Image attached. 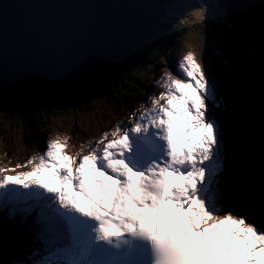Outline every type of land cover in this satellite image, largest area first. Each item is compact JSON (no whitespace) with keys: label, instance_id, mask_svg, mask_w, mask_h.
<instances>
[{"label":"snow or ice","instance_id":"6c2138e0","mask_svg":"<svg viewBox=\"0 0 264 264\" xmlns=\"http://www.w3.org/2000/svg\"><path fill=\"white\" fill-rule=\"evenodd\" d=\"M235 55L251 63L257 49L241 41ZM176 71L184 78L162 75L131 127L89 140L86 154L57 136L16 165L28 171L0 167V238L15 225L47 253L11 264H264V193L230 195L214 86L192 52Z\"/></svg>","mask_w":264,"mask_h":264},{"label":"rangeland","instance_id":"374dc122","mask_svg":"<svg viewBox=\"0 0 264 264\" xmlns=\"http://www.w3.org/2000/svg\"><path fill=\"white\" fill-rule=\"evenodd\" d=\"M220 2H223V0H175L172 4L167 5V7L165 6L167 10L164 16L163 13L161 14L165 21L162 22L158 18L159 14L157 15L159 22H161L159 30L161 33L166 32V36L169 37L171 41L173 39L174 44L172 46H167L166 41L164 44L163 41L159 43L163 46H167L166 50L161 52V55L162 57L165 55V58L167 57L170 63L172 61L175 62V67L177 68L178 63L176 62H179L187 52H192L196 62L200 65L201 69L205 71V74L209 77L214 86L216 94L215 105L217 106H226L225 104L228 103L230 94L234 104L237 96L233 92L226 93L227 88L220 84V81L213 76L215 69L211 67L212 65L219 62L222 63L226 60L230 63L232 60L233 63L230 65L232 66L233 73L239 70L237 72H241L240 79H243L245 73H249V69L251 68H254L257 73L255 71L253 72L259 75V79H254L253 86L250 89V91L253 90V96L251 95V102L248 101L249 105L242 100L241 107L238 110H233L235 115L231 116L235 117H232L235 124H229L228 120L221 118L226 142V170L224 180L230 189V195L234 198L243 199H247V195H249L255 198L252 200L253 202L258 203L262 193H264V145L261 143V135L264 134V64L260 62L261 59L259 56V50L262 44H264V41L260 40L258 44L252 43V41L255 40L251 38V33L246 41L240 40V42H246L257 49V55L251 63L240 62L235 55V49L240 42L237 40L234 41V37L229 35V32L227 33V29H223L218 23V19H221L225 26V10H223ZM252 2V6L255 7V1L252 0ZM256 7L258 6L256 5ZM120 11H122V9ZM122 12L126 13L127 20L134 15L136 19H139V13L136 11L130 13L124 8ZM225 19L228 24L227 17ZM177 23L182 26V29L176 30L178 33L172 28V25H177ZM241 25L244 26V22ZM155 28H157V23H155ZM168 32L173 33L169 35L167 34ZM256 33L261 35L260 29L256 30ZM211 34L217 36V40L212 43L213 45H211V42H208L210 38L209 35ZM156 36L157 34L152 36L154 40L159 37ZM213 37L214 36H211L212 40ZM149 38L148 40H150ZM143 42L144 40L142 43ZM144 43H146V41ZM207 43L209 44L207 45ZM206 50L208 54H212V58L209 57L208 54L207 59L204 58ZM125 52L128 53L130 50L126 49ZM134 56L131 58L134 59ZM157 59L158 58L155 57V61ZM123 61L125 60H123L122 57L117 61L114 59L109 60L108 63L106 62V64H104L105 73H108L111 66L121 64ZM94 67L95 65L91 67V70ZM153 67L154 72L149 73V70ZM208 67H211V69L208 70ZM176 68L172 65H168L165 59H162L157 61L156 64L154 63V65L146 67L141 73L138 72V69L129 71V73L122 71L125 73L114 80L111 86L101 90L100 95H97L96 91L92 93V89L89 92L83 93L85 96L87 95L86 97H88L89 100L83 101L82 103L79 100V104L81 106L88 104L87 106L90 107L89 110H77V113H74L71 111L73 108L70 107V99H67V97L54 100L56 104L53 105L54 107L52 108L55 110V116H57L56 118H51V124H54V126L48 123L46 127L43 126L38 130L39 134L37 137L31 138L28 136L25 140H23L21 134L16 131L13 122L14 118L10 116V112L15 111V107L12 103L0 97V157L1 159H5L4 164L0 162V167L7 168V164H11L9 158L12 159L14 165L16 163H18V165L23 164L29 157L26 158L24 162L21 161L19 157L27 156L29 152H31L32 156H37L36 153L38 151H42L44 154L47 149L48 141L55 139L57 136L62 140L65 136L68 137L66 152L69 155H75L80 150L81 145H84V152L82 154H86L88 149L94 146L88 144L89 140H93L94 138L99 140L103 133L110 132L117 125L121 127H131L135 117L139 116L144 108L150 106L149 101L151 98L163 91L162 85L158 83L162 75H168L173 79H183L184 77L176 71ZM226 69L228 70L227 67ZM91 70L89 75L95 79V75L100 72L97 68L96 73L91 72ZM233 73L230 72V75ZM79 74L80 76L77 80L73 78L69 81L71 82V88H79L80 82L89 81L87 79L89 75H85L84 72ZM218 74L220 75V72ZM234 76L236 78V75ZM133 77H140V81L145 85L143 86L144 90L139 92L137 98L138 102L136 103L130 96V94H132V87L130 84ZM99 80H96V83ZM91 81L93 82V80ZM221 82L227 85L226 74L221 77ZM239 83H241V81H239ZM65 85L66 84H64V86ZM59 88L60 91H64V88L60 85ZM147 89L149 90L146 92ZM52 91L56 92L57 89ZM223 91L226 93L225 97ZM242 92L243 90L240 89L241 96H243ZM218 94L221 96V99H219ZM236 94L240 96L238 93ZM80 97L73 99L78 100ZM256 98L259 99V109L257 107L258 103ZM36 100L45 105L42 99L37 98ZM119 102L125 105L126 111L128 112L127 114H121L123 109H117L116 105ZM249 107L253 109L257 108L256 118L253 117L251 108L249 109ZM79 109H82V107ZM216 110L218 109L215 108V111ZM218 112H221V110ZM219 115L220 117L222 116L221 113H219ZM245 128L251 130L250 136H245L243 134V129ZM36 142L38 145H34ZM5 152L9 156L8 159L5 157ZM13 158L19 159L16 161ZM15 168L18 172L25 171L26 169L29 170L27 167L17 168L15 166ZM9 169H11L10 166ZM7 174L15 175L16 173L9 171ZM3 258L4 256L2 257L4 262Z\"/></svg>","mask_w":264,"mask_h":264},{"label":"water","instance_id":"95a60500","mask_svg":"<svg viewBox=\"0 0 264 264\" xmlns=\"http://www.w3.org/2000/svg\"><path fill=\"white\" fill-rule=\"evenodd\" d=\"M136 1L138 0L131 3L125 0H0V97L9 103L17 104L33 97L69 99L71 95L89 92L95 86L96 80L105 74L106 62L120 57L130 59L140 53L141 50L136 49L155 34L160 27L158 18L164 12L165 6L175 0H143V7H136ZM235 1L220 2L225 10V26L221 19H218V23L223 29L226 28L234 39L239 42L246 41L250 36V19L244 11L245 4L241 0ZM132 4L135 6L132 7ZM124 8L130 13L138 12L139 19H135L136 24L132 23L130 30L124 32L125 34L117 33L118 43H109V34L103 25L106 22L113 25L120 19L125 22L127 18L126 13L122 12ZM226 17L229 25L225 21ZM150 20L154 24L157 23V28L155 26L150 28ZM132 21L127 20L130 24ZM138 21L141 25H138ZM243 22L244 26L241 25ZM143 24L146 27L142 26ZM137 35L139 37L133 39ZM211 36L216 38L213 37L212 40ZM209 37L208 42L213 43L217 40L214 34ZM126 49L130 52H125ZM208 56L213 57L211 53ZM231 63L232 60L230 63L226 60L211 67L215 69L213 76L227 88L226 93L233 92L237 96L233 104L230 94L227 109L217 111L222 116L228 113L230 123L235 124L232 120L234 116H231L235 115L233 110L241 107L242 100L249 105L248 101L251 102V95L253 96V90L250 89L254 79H259V75L254 68L246 73V90L241 99L239 88L241 86L242 89V83H239L242 80L241 73L236 71L233 73ZM93 65L95 67L91 70ZM96 68L100 73L95 75L94 79L89 74L90 70L96 73ZM81 72L89 75L87 76L89 81L80 82L79 88H71L69 81L73 78L77 80ZM230 72L233 74L230 75ZM225 74L227 85L221 82V77ZM59 85L64 91H60ZM55 89L57 91L53 92ZM256 100L259 109V99ZM251 111L256 118L257 108H251ZM247 199L252 201L255 198L247 195Z\"/></svg>","mask_w":264,"mask_h":264},{"label":"trees","instance_id":"16d2710c","mask_svg":"<svg viewBox=\"0 0 264 264\" xmlns=\"http://www.w3.org/2000/svg\"><path fill=\"white\" fill-rule=\"evenodd\" d=\"M172 28L175 32L178 33V31H176V30L182 29V26L179 23H177V25H172ZM228 32L229 31L227 30V33ZM171 33H173V32H168L167 34L170 35ZM157 36H159V37L156 38V40H154V38H153L152 40H148L146 43H144L143 48H142V52H144L145 56L148 55L150 60H154L156 56L160 57L161 52H159V51L163 45L159 44V43H161L163 41L162 37L165 38V41L167 43L171 41V39L166 36V32L165 33H158ZM164 43L165 42L163 41V44ZM124 60L125 61H123V63H121V64L111 66L108 70V73L105 76H103L99 81H97V83H95V86H94L95 88L91 92L95 93V91H96V94L100 95L101 90L105 89L106 87L111 86V84L113 83L114 80L118 79L120 75L125 73L122 71H126L127 73H129V71H132V70L135 71L138 69V72L141 73L142 65L144 63L143 60L138 61V58H135V59L131 58V59H127V60L124 59ZM217 66L219 67L221 65H217ZM138 67H141V68H138ZM237 71H239V70H237ZM237 71H236V73H237ZM240 71H241V69H240ZM127 76H128V74H127ZM245 76H246V73H245ZM241 83H242V90H243L242 94L244 95L245 90H246V88H245V77L241 80ZM130 85L132 87V94H130V96L132 97V100L136 103V101L138 100L137 98L139 96V92L143 91V85L144 84L140 81V77H133ZM239 88L241 89V86ZM86 96H85V94H83V95L82 94L81 95L74 94V95H71L69 97L70 107L73 108V110L71 109L72 112L77 113V110L84 111V110L90 109V107L87 106L88 104H85L84 106H81L79 104V100L81 103L83 101L89 100V98ZM77 97H80V98H78V100L73 99V98H77ZM37 98L42 99L44 101L45 105H43L41 102L36 100ZM241 98H243V96H241ZM55 104L56 103L54 102L53 99L34 97L28 101H21V102L14 105L15 111L10 112V116H11V118H14V121H13L14 127L16 128V131L21 134V136L23 137V140L27 139L28 136H30L31 138L37 137V135L39 134L38 130L43 126L46 127L48 123L51 126H54V124H51V121H52L51 118L57 117V116H55V110L52 108V107H54L53 105H55ZM45 106H46V108H45ZM80 107H82V109H79ZM116 107H118L117 109H124L125 105L123 103L119 102ZM63 110H65V109H63ZM47 121H49V122H47ZM34 144L38 145L37 142ZM23 238L25 239V236H23ZM16 239H17V237H16ZM17 252H19V251H17ZM15 258H18V257H15ZM13 260H14V258H13Z\"/></svg>","mask_w":264,"mask_h":264},{"label":"bare ground","instance_id":"6f19581e","mask_svg":"<svg viewBox=\"0 0 264 264\" xmlns=\"http://www.w3.org/2000/svg\"><path fill=\"white\" fill-rule=\"evenodd\" d=\"M133 2L134 0H125V2ZM239 0H236L235 2H238ZM244 2H246V0H243ZM253 1H257V0H253ZM249 2V1H248ZM136 3H137V6L136 7H139V6H144V1L143 0H138V1H136ZM264 3V2H263ZM51 7H54L53 5H50ZM135 5L134 4H132V7H134ZM258 7H256V5H255V9H257ZM248 9H247V7H244V11L245 12H247V14H248V16H249V18H250V22L252 21V19H251V16H250V13H249V11H247ZM252 11H253V9H252ZM184 12V11H183ZM254 12V11H253ZM117 16H119V14L117 15ZM185 16V15H184ZM131 20H133L132 22H131V24L130 23H128L127 22V20H125V22H124V20H121L120 19V21L118 22V23H114L113 25H110V23L109 22H106L104 25H103V28H105L106 29V32L109 34L108 35V37H109V39H110V42L109 43H118L119 41L117 40V38H118V36H117V33L118 32H126V31H128V30H130V28H131V26H132V23H134V24H136V18L135 17H132V18H130ZM138 23V25H141L140 24V22L138 21L137 22ZM134 27H136L135 25H133ZM142 26H144V27H146V25L145 24H143ZM154 26H155V24H154V22L153 21H151L150 20V28H154ZM149 32V31H148ZM125 34V33H124ZM111 36V37H110ZM139 37V35H137V36H135L133 39H136V38H138ZM112 38V39H111ZM148 41V40H147ZM146 41V42H147ZM144 45V44H143ZM143 45H141V47H138V49H136L137 51L140 49V50H142V48H143ZM211 45H213L212 43H211ZM210 45V46H211ZM103 57H106V55H103ZM123 58V57H122ZM119 58H115L114 60L115 61H117ZM102 60H104V58L102 59ZM124 60V59H123ZM127 60V59H126ZM170 65H172V66H174V68H176L175 67V65H173V64H170ZM107 73H105L103 76H105ZM101 79V78H100ZM263 85V84H262ZM93 89H94V87H93ZM92 89V90H93ZM215 108L216 109H218V110H216V112L217 111H219L221 108L219 107V106H217V105H215ZM221 118H224L225 120H228L229 121V124H230V120H229V118H228V113H226L225 115H223V116H221ZM96 140V138H94L93 139V141H95ZM18 161V160H17ZM0 162L2 163V164H4L5 163V159H1V157H0ZM24 162V161H23ZM1 163H0V165H1ZM25 171H28L27 169L25 170ZM16 172H18V171H16ZM9 175H11V174H9ZM11 228H13V229H15L13 226H11ZM18 232V231H17ZM17 232L15 233V234H17ZM23 236L24 235H22L21 234V236L19 235V236H17V239L18 238H20L21 240H23L24 238H23ZM1 246H3L2 245V243L0 242V247ZM41 249H42V251H44V248H43V246H41L40 247ZM38 260H39V258L37 257V256H35ZM47 258V256H45V255H41L40 256V259H41V261L42 260H44V259H46ZM15 259V258H14ZM40 261V260H39Z\"/></svg>","mask_w":264,"mask_h":264}]
</instances>
